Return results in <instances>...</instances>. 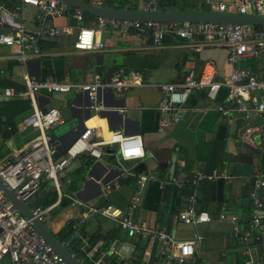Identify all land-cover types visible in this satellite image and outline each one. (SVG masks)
<instances>
[{
	"label": "crops",
	"instance_id": "1",
	"mask_svg": "<svg viewBox=\"0 0 264 264\" xmlns=\"http://www.w3.org/2000/svg\"><path fill=\"white\" fill-rule=\"evenodd\" d=\"M234 1L104 0L103 5L99 6L115 9L126 5L128 9L136 11L150 8L160 10L161 2L171 6L167 10L203 13L222 11L218 8L219 4L228 6ZM84 2L91 3V0ZM16 6L19 8L14 20L29 32H39L41 22L35 7L21 4L19 0H0V11L13 13ZM224 11L236 12L229 9ZM52 25L60 32L55 36L41 33V53L26 63L16 60L12 47L0 45V67L5 70V74L0 76V87L22 88L25 75L35 79L54 78L63 82L82 83L93 80L95 76L107 80L120 68L125 72L136 71L138 77L135 84L121 91L102 92L105 104L102 114L87 109L88 99L84 92L71 90L66 93L38 94L37 100L42 110L51 106L61 110L62 121L59 124L73 120L57 137L51 132L53 127L48 130L54 140L60 141L59 153L78 136L82 126L94 127L92 140L106 138L110 130H119L126 135L139 134L145 150L144 157L133 160H121L115 143L100 145L104 153L101 159L89 152L80 153L74 159H78V162L73 160L60 175L62 190L86 203H101L98 179L111 180L113 186L106 202L126 209L136 186L135 176L127 171L134 174L153 173L156 179L142 189L139 206L132 214L136 222L163 229L177 241L200 233L202 239L196 247L195 257L204 264H236L237 260L243 264H247L248 260L254 264H264V250L259 248L258 241L233 236L230 220V216L235 215L239 225L248 228L252 235L257 233V229L250 226L252 201L248 191L254 176L264 174V114L249 120L236 112L222 115L216 106L226 102L228 96L226 87L221 86L212 101L207 98L206 88L194 90L185 102L181 119L160 127L163 114L157 108L162 96L159 84L177 82L187 70L200 72L209 63L214 68V79L224 82L231 71L227 62V49L201 42L190 44L172 34H166L162 43L155 45L147 30L117 32L110 28L95 31L94 37L103 42V47L95 50L78 49L74 47V42L79 28H94L95 15L83 11V20L79 21L65 14L53 18ZM4 28L7 29V25ZM238 66L264 80V50L256 57L241 60ZM256 93L263 94L264 88H258ZM24 116L21 113L15 117L17 131L6 142L8 152L0 158V162L24 146L35 134L20 123ZM180 170L188 174L218 171L231 175L232 179L229 182L221 178L201 180L193 188L189 183L180 188L170 182ZM187 184L191 188L189 193L193 191L195 194L197 209L208 212L209 221L192 225L178 219L179 211L186 204ZM46 185L55 192L50 183L46 182ZM45 195L44 188L39 189L29 204ZM61 204L53 209L48 227L54 234L71 221L80 238V247L84 250L89 246V236L98 235L97 242L85 252L86 258L98 253L94 264H164L159 257L151 258L156 247L148 238L128 237L115 221L97 214L81 219L83 208L71 205L68 198L65 205ZM221 214L223 217H220ZM260 215V219H264V205ZM115 248L117 252L110 251ZM171 251L176 254V246ZM78 260L81 263L85 258ZM0 264H8V257L3 256Z\"/></svg>",
	"mask_w": 264,
	"mask_h": 264
},
{
	"label": "built area",
	"instance_id": "2",
	"mask_svg": "<svg viewBox=\"0 0 264 264\" xmlns=\"http://www.w3.org/2000/svg\"><path fill=\"white\" fill-rule=\"evenodd\" d=\"M21 4L35 7L40 20V31L36 33L25 30L14 20L16 6L13 13L0 11V45L12 47L14 56L20 63H26L30 58L41 53L39 44L41 33L48 36L57 35L60 30L52 25V19L65 14L83 20V10L69 6L62 0H19ZM95 5H103L104 0H91ZM219 10H234L240 14L264 15V0H236L228 6L219 4ZM156 9V8H154ZM7 25V29L4 26ZM110 28L112 31L129 32L133 30H147L151 33L153 43L160 45L166 34L190 44L204 43L206 45H220L227 49V62L231 71L224 82L214 79L212 63L207 64L200 72L189 69L181 80L177 82L160 83L162 92L158 103V110L163 116L160 127L178 122L185 111V102L194 90H207V98L215 99L216 92L221 86L227 89L228 100L216 106L222 115L231 112L241 114L245 120L264 114V93L257 94L258 88H264V80H260L248 69L241 68L238 63L248 57H256L264 50V25L252 26L246 23H222L214 21H144L132 19H116L110 17H96L94 28L80 27L74 47L78 49L95 50L103 47V42L95 39V31ZM198 37L201 39L198 40ZM210 66V67H209ZM5 70L0 67V76ZM138 73L125 72L123 69L115 70L107 80L95 76L88 82H63L54 78H32L24 76L22 88L0 87V101L20 97L29 100L31 110L26 114L21 124L32 129L35 134L24 146L13 151L5 160L0 162V178L14 191L16 196L24 201L30 208L32 217L28 218L12 203L0 189V259L8 257V264H66L54 252L52 246L36 230L32 219L37 218L48 225L52 219L53 209L61 202L63 197L70 199V204L83 208L81 219L91 214H97L113 220L128 237L148 238L156 247V254L164 264H204L197 261L195 250L202 239L198 232L185 240H174L163 229L151 228L145 223L136 222L132 214L139 206L141 191L156 179L155 174L140 172L134 174L136 186L130 196L129 205L122 209L106 202L113 182L98 179L100 183L101 203H86L79 198L65 193L61 173L67 166L83 152H89L97 159L103 157L100 148L102 144H117L121 160H133L145 156L142 140L139 134H123L119 130H110L109 135L101 140H92L95 134L94 127L86 126L69 146L61 153L58 152L59 140H54L48 130L62 121V112L59 108L51 106L45 110L40 109L37 95L55 92L66 93L71 90L84 92L87 95V109L92 113H99L105 109L102 92L105 90L121 91L135 84ZM122 110V109H119ZM92 178V176H90ZM224 179L231 181L232 176L218 171H196L188 174L180 170L171 178V183L182 188L189 183L192 188L201 180ZM50 183L57 199L55 202L41 207L29 204L31 198L42 184ZM248 196L252 201V215L250 226L257 229L252 235L248 228L238 223V217L230 216L232 222V235L244 240L254 238L259 248L264 250V225L260 219L261 209L264 205V174L254 176ZM105 200V202H104ZM195 194H188L185 206L179 211L178 219L185 224L196 225L210 220V215L204 210H198L195 205ZM223 217V214L220 215ZM176 246L177 253L171 248ZM117 252L115 248L110 250ZM158 261V260H157ZM247 264H254L248 260Z\"/></svg>",
	"mask_w": 264,
	"mask_h": 264
},
{
	"label": "water",
	"instance_id": "3",
	"mask_svg": "<svg viewBox=\"0 0 264 264\" xmlns=\"http://www.w3.org/2000/svg\"><path fill=\"white\" fill-rule=\"evenodd\" d=\"M69 6L77 7L83 11L93 14L96 17H110L116 19H132V20H144V21H160V22H172V21H214L222 23H246L255 26L264 25V15L258 14H240L237 12H225V11H210L203 13H190L180 12L178 10H143L136 11L131 10L123 5L122 8H109L107 6H99L84 2L81 0H62ZM101 114L104 113L102 110ZM73 122L70 120L64 121L61 124H57L53 127L51 132L54 137H57L59 133L63 132ZM84 126L79 129L78 134L83 132ZM78 162V159L74 160ZM0 189L3 193L12 201V203L20 210V212L27 216L32 217L29 206L22 200H20L14 191L10 189L0 178ZM33 225L36 230L47 240L52 246L55 253L62 257L66 264H81L79 260L55 237L48 225L43 224L39 219H32Z\"/></svg>",
	"mask_w": 264,
	"mask_h": 264
},
{
	"label": "trees",
	"instance_id": "4",
	"mask_svg": "<svg viewBox=\"0 0 264 264\" xmlns=\"http://www.w3.org/2000/svg\"><path fill=\"white\" fill-rule=\"evenodd\" d=\"M81 1H87V0H81ZM159 7L162 10H167L171 8V6L162 4L161 2H159ZM30 110L31 107L29 104V100L25 98L14 97L4 101H0V158H2L8 152L6 151V147H5L6 142L10 140V138L17 131L15 117L20 115L21 113H24V115H26L30 112ZM189 186L190 185L187 184L185 186L186 188L184 187L188 192L187 195L191 191V188ZM43 188L46 191V195L43 198L33 201L32 205H38L44 207L56 201L57 194L53 192L51 188H48L46 183L42 184L39 189H43ZM61 202H62L61 205H65L66 198L63 197L61 199ZM261 221L264 224L263 218H261ZM76 231L77 230L75 226H73V223L69 221L68 224L63 229H61L57 233H54V235L77 259H80L82 257L85 258V260L81 261V264H94L95 259L98 257V253L95 252L91 258L88 257L86 258L85 252L86 250H89L90 246L94 245L97 242L99 236L96 234L89 236L88 238L89 246H87L88 248L84 250L80 247L81 246L80 238L77 235ZM151 256L152 259L158 258L155 248L153 249ZM236 264H243V263L237 260Z\"/></svg>",
	"mask_w": 264,
	"mask_h": 264
}]
</instances>
